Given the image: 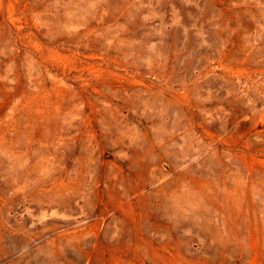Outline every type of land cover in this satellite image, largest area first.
I'll list each match as a JSON object with an SVG mask.
<instances>
[{
  "label": "rangeland",
  "instance_id": "374dc122",
  "mask_svg": "<svg viewBox=\"0 0 264 264\" xmlns=\"http://www.w3.org/2000/svg\"><path fill=\"white\" fill-rule=\"evenodd\" d=\"M0 264H264V0H0Z\"/></svg>",
  "mask_w": 264,
  "mask_h": 264
}]
</instances>
